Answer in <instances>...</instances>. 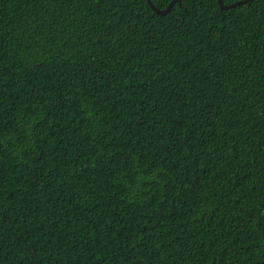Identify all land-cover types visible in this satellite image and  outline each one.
<instances>
[{
    "label": "trees",
    "instance_id": "1",
    "mask_svg": "<svg viewBox=\"0 0 264 264\" xmlns=\"http://www.w3.org/2000/svg\"><path fill=\"white\" fill-rule=\"evenodd\" d=\"M0 264H264V0H0Z\"/></svg>",
    "mask_w": 264,
    "mask_h": 264
},
{
    "label": "water",
    "instance_id": "2",
    "mask_svg": "<svg viewBox=\"0 0 264 264\" xmlns=\"http://www.w3.org/2000/svg\"><path fill=\"white\" fill-rule=\"evenodd\" d=\"M146 1L149 4V6L152 8L154 13L160 14V15H163V14L167 13L175 2H179L180 3V0H171L166 5V7L162 8V9H159L152 3L151 0H146ZM251 1L252 0H238V1H235V2L230 3V4H225L223 0H217V2L219 4V7L222 8V9H227L229 7H233V6H236V5L248 3V2H251Z\"/></svg>",
    "mask_w": 264,
    "mask_h": 264
}]
</instances>
